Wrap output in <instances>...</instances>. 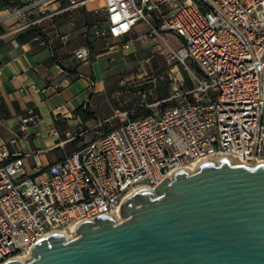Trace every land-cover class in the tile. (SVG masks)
I'll return each mask as SVG.
<instances>
[{"label":"built area","instance_id":"built-area-1","mask_svg":"<svg viewBox=\"0 0 264 264\" xmlns=\"http://www.w3.org/2000/svg\"><path fill=\"white\" fill-rule=\"evenodd\" d=\"M12 1L0 10V22L32 15L47 0ZM85 1L69 0L68 8ZM104 1L103 25L95 35L121 38L107 49L123 50L135 25L144 24L147 31L135 38L161 40L167 66L146 84L167 80L169 95L148 103L146 88L134 91L140 108L156 109L136 117L116 111L95 118L68 137L89 132V139L34 173H25L16 154L1 147L0 264L52 232L111 214L130 189L153 190L175 170L211 153H229L247 165L264 163V0ZM166 33L176 35L180 45H169ZM74 55L87 59V47ZM188 60L198 72L189 71L186 83L176 63L187 68ZM165 101L173 103L158 107ZM40 122L28 108L19 128Z\"/></svg>","mask_w":264,"mask_h":264},{"label":"water","instance_id":"water-1","mask_svg":"<svg viewBox=\"0 0 264 264\" xmlns=\"http://www.w3.org/2000/svg\"><path fill=\"white\" fill-rule=\"evenodd\" d=\"M68 238L52 232L5 264H264V163L201 162L140 188Z\"/></svg>","mask_w":264,"mask_h":264},{"label":"crops","instance_id":"crops-1","mask_svg":"<svg viewBox=\"0 0 264 264\" xmlns=\"http://www.w3.org/2000/svg\"><path fill=\"white\" fill-rule=\"evenodd\" d=\"M93 1L68 8L69 0H47L32 15L0 22V148L15 153L25 173L58 161L70 151V134L88 128L95 118L104 120L119 111L120 104H110L105 96L109 55L112 59L113 54L121 52L129 56L131 63L142 67L152 61L153 50L160 53L164 46L158 38L148 42L136 39L147 31L139 22L130 34L127 49L108 50V44L121 38L95 35V29L103 25L105 1L100 9L92 6ZM5 6L6 0H0V10ZM38 18L42 19L37 24L21 27ZM164 39L168 44L174 41L175 46L169 44L173 47L180 45L172 33L164 34ZM150 44L154 46L148 47ZM81 46L88 49L85 60L74 55ZM185 82H190L189 72ZM167 89L158 100L168 97L170 87ZM58 106L63 109L58 110ZM28 108L40 115L41 122L22 130L20 119ZM80 108L85 111L83 115L77 111ZM139 108L133 105L127 111L132 112L131 117L145 114ZM89 137V132L75 137L72 150Z\"/></svg>","mask_w":264,"mask_h":264},{"label":"rangeland","instance_id":"rangeland-1","mask_svg":"<svg viewBox=\"0 0 264 264\" xmlns=\"http://www.w3.org/2000/svg\"><path fill=\"white\" fill-rule=\"evenodd\" d=\"M103 5V0H94L92 2V6L94 8L100 9ZM169 44L175 46L174 41H170ZM154 45H148V47H153ZM112 59H110V55L107 57L106 62V89L105 96L108 98L110 104L118 105L120 104L119 111H124L132 107L133 105L140 106L141 100L139 97H135L133 92L138 89L146 88L149 92V96L147 97L148 103H153L160 98V94L168 91L167 88L170 87L167 80H159L155 83L154 86L148 87L146 81L153 77L156 73L165 71L166 60L161 53L155 49L152 54V61H146L144 66H140L136 63H131L129 61V56L123 54L121 52H117L112 55ZM142 63V62H141ZM187 68L181 63H176V69L179 71L180 76L184 79L187 77L189 71H194L195 66L193 65L191 60L186 61ZM117 91H122L119 95H116ZM173 103V101H165L160 103L158 107H166ZM122 107V108H121ZM144 113L155 110L154 106H150L147 108H139ZM108 114L111 113L110 108L107 109ZM132 112L127 111V114L131 116ZM99 118H103L102 115L97 113ZM109 125H107L108 127ZM76 141V138L72 139L69 145V150L74 148L73 142ZM81 141V140H79Z\"/></svg>","mask_w":264,"mask_h":264},{"label":"bare ground","instance_id":"bare-ground-1","mask_svg":"<svg viewBox=\"0 0 264 264\" xmlns=\"http://www.w3.org/2000/svg\"><path fill=\"white\" fill-rule=\"evenodd\" d=\"M222 156L228 157L232 164H245L244 162H242L240 159H238L236 156H234L232 154L225 153V152H214V153H211V154L207 155L206 157H204V158H202L200 160L193 161L191 163H188V164L184 165L183 168H185L190 173H192V172H195L196 171L197 166L201 162H203L205 160H212V161H215L216 162L218 160V158H220ZM140 188L141 187H134V188L130 189L126 193L125 198L128 197V196H130L131 194H133V192H135L136 190H138ZM111 215L115 218L116 221L122 220V216L120 215V207L114 209L111 212ZM55 232L63 233L68 238H72V237L75 236V230H74V227L73 226H71L69 229H61V230H57ZM30 253H31V250L30 249H27L26 251L15 255L14 258H16V259L24 262V261H26V260H28L30 258Z\"/></svg>","mask_w":264,"mask_h":264},{"label":"trees","instance_id":"trees-1","mask_svg":"<svg viewBox=\"0 0 264 264\" xmlns=\"http://www.w3.org/2000/svg\"><path fill=\"white\" fill-rule=\"evenodd\" d=\"M13 4H15L14 1H12V0H6V6L13 5ZM77 111H78L80 114H82V115L85 113V111L82 110L81 108H80V109H77Z\"/></svg>","mask_w":264,"mask_h":264}]
</instances>
